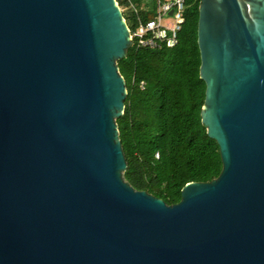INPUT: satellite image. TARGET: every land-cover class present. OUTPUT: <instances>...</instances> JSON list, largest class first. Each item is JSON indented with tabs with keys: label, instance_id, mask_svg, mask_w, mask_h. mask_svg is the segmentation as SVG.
Returning a JSON list of instances; mask_svg holds the SVG:
<instances>
[{
	"label": "water",
	"instance_id": "95a60500",
	"mask_svg": "<svg viewBox=\"0 0 264 264\" xmlns=\"http://www.w3.org/2000/svg\"><path fill=\"white\" fill-rule=\"evenodd\" d=\"M197 34L223 167L167 204L124 178L119 2L0 0V264H264V0H200Z\"/></svg>",
	"mask_w": 264,
	"mask_h": 264
},
{
	"label": "trees",
	"instance_id": "16d2710c",
	"mask_svg": "<svg viewBox=\"0 0 264 264\" xmlns=\"http://www.w3.org/2000/svg\"><path fill=\"white\" fill-rule=\"evenodd\" d=\"M131 30L136 15L128 0H117ZM139 6L144 0H131ZM149 8L156 0H145ZM186 20L172 48L136 49L118 64L128 89L124 114L117 118L127 159L124 178L137 190L181 200L191 181H210L222 170L220 148L202 123L206 84L200 78L198 46L200 0H186ZM152 12H141L148 20Z\"/></svg>",
	"mask_w": 264,
	"mask_h": 264
},
{
	"label": "built area",
	"instance_id": "2783aa9c",
	"mask_svg": "<svg viewBox=\"0 0 264 264\" xmlns=\"http://www.w3.org/2000/svg\"><path fill=\"white\" fill-rule=\"evenodd\" d=\"M128 2L137 20L135 29H130L132 46L136 49H162L175 47L179 43V35L186 20V0H156V7L152 10L145 0L139 6L131 0ZM142 11L152 12L148 20L141 17ZM167 16L172 19L166 22Z\"/></svg>",
	"mask_w": 264,
	"mask_h": 264
},
{
	"label": "rangeland",
	"instance_id": "374dc122",
	"mask_svg": "<svg viewBox=\"0 0 264 264\" xmlns=\"http://www.w3.org/2000/svg\"><path fill=\"white\" fill-rule=\"evenodd\" d=\"M151 10H152V8H150ZM172 18H170L169 16H167L166 18H165V21L167 22V21H170Z\"/></svg>",
	"mask_w": 264,
	"mask_h": 264
}]
</instances>
